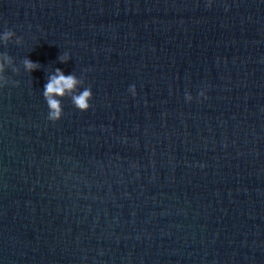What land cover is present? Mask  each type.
<instances>
[{
  "label": "water",
  "instance_id": "1",
  "mask_svg": "<svg viewBox=\"0 0 264 264\" xmlns=\"http://www.w3.org/2000/svg\"><path fill=\"white\" fill-rule=\"evenodd\" d=\"M8 30L0 264H264V0H0ZM57 67L94 96L53 122Z\"/></svg>",
  "mask_w": 264,
  "mask_h": 264
},
{
  "label": "clouds",
  "instance_id": "2",
  "mask_svg": "<svg viewBox=\"0 0 264 264\" xmlns=\"http://www.w3.org/2000/svg\"><path fill=\"white\" fill-rule=\"evenodd\" d=\"M212 0H209V6H211ZM16 37L15 32L8 30L0 35V39L8 41ZM71 60V56L67 53L62 54L59 57L60 63H67ZM11 59L0 53V88L8 84V81L4 78L3 73L5 71L6 64H10ZM24 67L28 72H34L40 69V64L27 58L24 60ZM131 95H137L136 86L133 84L129 87ZM201 97H205V93L201 91L199 93ZM94 93L90 86L85 87L84 82L74 74H65L63 69L57 67L54 72L51 73L43 87V97L48 106V119L56 122L64 116V98L71 99L73 105L82 112H87L92 107V99ZM187 101L191 102L194 98L191 93L186 94Z\"/></svg>",
  "mask_w": 264,
  "mask_h": 264
}]
</instances>
